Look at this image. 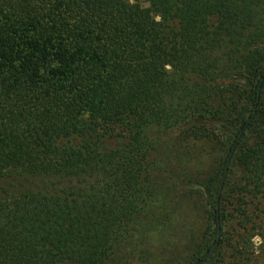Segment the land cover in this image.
Masks as SVG:
<instances>
[{
    "label": "trees",
    "instance_id": "trees-1",
    "mask_svg": "<svg viewBox=\"0 0 264 264\" xmlns=\"http://www.w3.org/2000/svg\"><path fill=\"white\" fill-rule=\"evenodd\" d=\"M210 114L241 172L215 179L213 235L234 222L242 255L264 210V0H0V264H145L118 239L139 131Z\"/></svg>",
    "mask_w": 264,
    "mask_h": 264
},
{
    "label": "rangeland",
    "instance_id": "rangeland-1",
    "mask_svg": "<svg viewBox=\"0 0 264 264\" xmlns=\"http://www.w3.org/2000/svg\"><path fill=\"white\" fill-rule=\"evenodd\" d=\"M236 81L244 84L243 77ZM183 118L147 123L138 134L140 148L130 165L129 203L119 218L118 239L133 246L145 264H192L217 240L210 221L215 179L223 175L236 128L231 117L210 114L192 119L186 127L175 123ZM122 128L110 126L103 131L108 149L125 147L129 152V133ZM131 157L129 153L124 158ZM240 174L237 167L231 176L238 180ZM231 176L226 172L223 182ZM219 193L226 212L228 187L222 186ZM259 215L257 225L248 233L250 239L241 243L242 255L234 253L239 230L234 222L224 219L216 247L205 264H264V231L258 227L261 222L264 228V210Z\"/></svg>",
    "mask_w": 264,
    "mask_h": 264
},
{
    "label": "water",
    "instance_id": "water-1",
    "mask_svg": "<svg viewBox=\"0 0 264 264\" xmlns=\"http://www.w3.org/2000/svg\"><path fill=\"white\" fill-rule=\"evenodd\" d=\"M228 163H229V159L226 161V164H225V168H224V172H223V177H222V181H221V183H223V181H224V177H225V175H226L227 168H228ZM220 191H221V186H220V188H219V192H220ZM217 240H218V237H217ZM217 240H216V242L213 244V246L211 247V252L214 251V248L216 247ZM207 256H208V255H207Z\"/></svg>",
    "mask_w": 264,
    "mask_h": 264
}]
</instances>
